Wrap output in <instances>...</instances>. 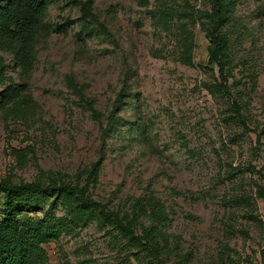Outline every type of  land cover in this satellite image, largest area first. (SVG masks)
Instances as JSON below:
<instances>
[{
	"label": "rangeland",
	"instance_id": "1",
	"mask_svg": "<svg viewBox=\"0 0 264 264\" xmlns=\"http://www.w3.org/2000/svg\"><path fill=\"white\" fill-rule=\"evenodd\" d=\"M210 1L51 0L50 36L30 71L0 52L17 91L0 111V181L77 187L128 215L146 197L165 219L147 211L139 224L164 234L166 264H261L264 0H234L222 29L227 96L213 88L221 81L207 65L206 21L180 17L209 13ZM187 44L191 65L182 62ZM10 204L19 218L63 223L34 264L148 263L95 210L79 218L37 196Z\"/></svg>",
	"mask_w": 264,
	"mask_h": 264
},
{
	"label": "trees",
	"instance_id": "2",
	"mask_svg": "<svg viewBox=\"0 0 264 264\" xmlns=\"http://www.w3.org/2000/svg\"><path fill=\"white\" fill-rule=\"evenodd\" d=\"M51 0H0V52L12 58L13 66L21 73L30 71L34 63V49L50 36V28L45 22ZM234 0H211L210 12H187L180 16L191 22L204 19L207 23L206 37L209 40L207 65L217 68L220 83L215 84V91L223 96L228 95L227 82V50L228 39L223 34V27L229 22L234 10ZM192 45L185 46L182 62L192 64L190 56ZM0 111L8 102L17 98V91L7 85L4 66L0 60ZM119 97H123L122 94ZM120 102V101H119ZM237 114L238 107L233 105ZM264 134V131L262 132ZM98 165L89 172V179L95 180ZM0 194L3 195V210L0 212V264H34L45 257L43 245L52 239L55 233L63 230V223L58 220L42 218H19L13 213L10 200L28 196L55 198L69 204L71 214L79 218L90 217L93 210L99 219L108 224L134 244L140 253L148 257L147 264H166L165 255L169 253L168 241L157 227L142 226L141 217L146 216L156 222H162L163 209L148 198H140L133 202L130 214L107 211L99 203L87 198L84 191L65 184L43 185L39 182L28 184H12L0 181ZM259 198L264 200V189L259 191ZM152 203H154L152 205ZM139 225L140 234L136 227ZM261 264H264V250L260 252Z\"/></svg>",
	"mask_w": 264,
	"mask_h": 264
}]
</instances>
